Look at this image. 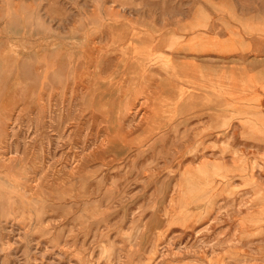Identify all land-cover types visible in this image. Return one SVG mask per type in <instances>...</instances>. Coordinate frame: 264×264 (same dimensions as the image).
I'll list each match as a JSON object with an SVG mask.
<instances>
[{"label": "rangeland", "instance_id": "1", "mask_svg": "<svg viewBox=\"0 0 264 264\" xmlns=\"http://www.w3.org/2000/svg\"><path fill=\"white\" fill-rule=\"evenodd\" d=\"M0 264H264V0H0Z\"/></svg>", "mask_w": 264, "mask_h": 264}, {"label": "bare ground", "instance_id": "2", "mask_svg": "<svg viewBox=\"0 0 264 264\" xmlns=\"http://www.w3.org/2000/svg\"><path fill=\"white\" fill-rule=\"evenodd\" d=\"M61 24V23H60ZM68 25H69V22H68ZM55 26V25H54ZM74 26V25H73ZM75 27H76V25H75ZM113 27V26H112ZM58 28H59V26H58ZM57 28V29H58ZM77 28V27H76ZM113 28H115V27H113ZM55 29H56V27H55ZM74 29V28H73ZM117 29H118V27H117ZM82 29H80L79 30V32L81 31ZM116 30V29H115ZM119 30V29H118ZM59 31H61L62 32V30H59ZM65 32H67V31H65ZM117 32V31H116ZM130 32V31H129ZM54 33V32H53ZM84 33V32H83ZM87 33V32H86ZM55 35V34H54ZM81 35V34H80ZM129 35V34H128ZM50 36V35H49ZM76 36V35H75ZM82 37V36H81ZM129 37V36H128ZM67 38V37H66ZM75 38V37H74ZM77 38V37H76ZM92 38V37H91ZM95 38V37H94ZM52 39V38H51ZM54 39V38H53ZM56 39V38H55ZM58 39V38H57ZM61 39V38H60ZM59 39V40H60ZM78 39V38H77ZM85 39V38H84ZM87 39V38H86ZM165 39H166V35H163V36H161L160 37V39L158 40V41H156V45L157 46H164L165 44H164V42H165ZM49 40V39H48ZM75 40V39H74ZM91 40V39H90ZM128 40V39H127ZM146 41H148L147 39H145ZM62 41V40H61ZM70 41V40H69ZM186 41V40H185ZM197 41V40H196ZM206 41V40H205ZM47 42V41H46ZM83 42H84V40H83ZM188 43H190L189 41H187ZM64 43H65V41H64ZM80 43H81V41H80ZM88 43V42H87ZM66 44V43H65ZM58 45H60V44H58ZM77 45H79L78 43H77ZM193 45H195L194 44V42H193ZM74 46V45H73ZM131 46V45H130ZM199 46V45H198ZM203 46V45H202ZM205 46V45H204ZM44 47V46H43ZM47 48V47H46ZM61 48V47H60ZM75 48H77L76 46H75ZM90 48V47H89ZM43 49H45V48H43ZM65 49V48H64ZM128 49V48H127ZM130 49V48H129ZM233 49V48H232ZM56 50V49H55ZM61 50V49H60ZM63 50V49H62ZM92 50H94V49H92ZM126 50V49H125ZM157 50V49H156ZM226 50V45L222 48V51H225ZM229 50H231V49H229ZM45 51V50H44ZM52 51V50H51ZM50 51V52H51ZM56 51H59L58 49L56 50ZM86 51H87V49H86ZM90 51H91V49H90ZM90 51H87V52H90ZM160 51V50H159ZM165 51V50H164ZM43 52V51H42ZM49 52V53H50ZM62 52H64V51H62ZM93 52V51H92ZM137 52V51H136ZM150 52V51H149ZM172 52V51H171ZM53 54H54V50H53V52H52ZM57 53V52H56ZM68 53H70V52H68ZM73 53V52H72ZM79 53H81V52H79ZM128 53V52H127ZM129 53H130V51H129ZM46 54V53H45ZM53 54H51V56L53 55ZM58 54V53H57ZM67 54V53H66ZM74 54V53H73ZM73 54H70V55H73ZM118 54V53H117ZM47 55H48V53H47ZM89 55V54H88ZM91 55H92V53H91ZM128 55V54H127ZM40 56V55H39ZM50 56V57H51ZM59 56V55H58ZM60 56H61V54H60ZM75 56V55H74ZM119 56V55H118ZM150 56V55H149ZM153 56V55H152ZM38 57V56H37ZM49 57V56H48ZM49 57V58H50ZM54 57V56H53ZM62 57V56H61ZM116 57V56H115ZM122 57V56H121ZM120 57V58H121ZM131 57V56H130ZM158 57V56H157ZM171 57V56H170ZM176 57V56H175ZM39 58V57H38ZM56 58V57H55ZM35 59H37L36 58V56H35ZM52 59V58H51ZM73 59V58H72ZM95 59H96V57H95ZM100 59V58H99ZM113 59V58H112ZM124 59V58H123ZM136 59V58H135ZM152 59V58H151ZM157 59V58H156ZM161 59V58H160ZM43 60V59H42ZM54 60V59H53ZM69 60V59H68ZM76 60V59H75ZM80 60V59H79ZM83 60V59H82ZM91 60H92V58H91ZM90 60V61H91ZM118 60H119V58H118ZM125 60H126V58H125ZM192 60V59H191ZM37 61V60H36ZM48 61V60H47ZM67 61V60H66ZM71 61H73V60H70V62ZM84 61V60H83ZM88 61V60H87ZM99 61V60H98ZM113 61V60H112ZM116 61V60H115ZM180 61V60H179ZM55 62V61H54ZM101 62H103V61H101ZM108 62V61H107ZM111 62V61H110ZM110 62H109V64H110ZM125 62V61H124ZM138 62H139V60H138ZM150 62H151V60H150ZM186 62H187V60H186ZM67 63V62H66ZM90 63V62H89ZM100 63V62H99ZM105 64H106V62H104ZM126 63V62H125ZM124 63V64H125ZM149 63V62H148ZM152 63V62H151ZM150 63V64H151ZM165 62H161V64H164ZM166 63H167V61H166ZM111 64H113V62L111 63ZM123 64V65H124ZM135 64H137L136 62H135ZM203 64V63H202ZM25 65V64H24ZM54 65H55V63H54ZM67 65H68V63H67ZM75 65V64H74ZM85 65H87V64H85ZM85 65H83V66H85ZM108 65V64H107ZM186 65V64H185ZM82 66V67H83ZM89 66V65H88ZM68 67V66H67ZM81 67V66H80ZM109 67V66H108ZM123 67V66H122ZM155 67V66H154ZM161 67V66H160ZM191 67H192V65H191ZM73 68H74V66H73ZM123 68H125V67H123ZM133 68V67H132ZM163 68V67H162ZM182 67H180V69H181ZM106 69V68H105ZM53 70V69H52ZM55 70V69H54ZM69 70V69H68ZM75 70V69H74ZM79 70V69H78ZM131 70V69H130ZM133 70V69H132ZM143 70V69H142ZM152 70V69H151ZM168 70H170V69H168ZM202 70V69H201ZM206 70V69H205ZM209 70V69H208ZM88 71V70H87ZM113 71V70H112ZM116 71H117V69H116ZM134 72L136 71V70H133ZM203 71V70H202ZM74 72V71H73ZM72 72V73H73ZM138 72V71H137ZM179 72H180V70H179ZM182 72V71H181ZM196 72V71H195ZM78 73H79V71H78ZM83 73V72H82ZM101 73V72H100ZM103 73V72H102ZM133 73V72H132ZM169 73V72H168ZM184 73V72H183ZM194 73V72H193ZM211 73V72H210ZM210 73H209V75H210ZM86 74V73H85ZM87 74H89V73H87ZM110 74V73H109ZM146 74V73H145ZM167 74V73H166ZM179 74V73H178ZM186 74V73H185ZM196 74V73H195ZM59 75V74H58ZM77 75V74H76ZM82 75V74H81ZM111 75V74H110ZM116 75V74H115ZM121 75V74H120ZM133 75V74H132ZM181 75H182V73H181ZM187 75V74H186ZM192 75V74H191ZM205 75V74H204ZM79 76V75H78ZM86 76V75H85ZM89 76V75H88ZM93 76V75H92ZM95 76V75H94ZM125 76V75H124ZM148 75H146V76H143V77H145V78H148L147 77ZM208 76V75H207ZM206 76V77H207ZM212 76V75H211ZM248 76V75H247ZM71 77H72V75H71ZM77 77V76H76ZM112 77V76H111ZM132 77V76H131ZM179 77H180V75H179ZM199 77V76H198ZM205 77V78H206ZM249 77V76H248ZM55 78V77H54ZM69 78V77H68ZM115 78V77H114ZM122 78V77H121ZM134 78V77H133ZM150 78V77H149ZM149 78L147 79V80H149ZM173 78V77H172ZM175 78H176V76H175ZM182 78V77H181ZM77 79V78H76ZM162 79V78H161ZM169 79H170V77H169ZM6 80V79H5ZM64 80V79H63ZM66 80V79H65ZM68 80V79H67ZM80 80V79H79ZM89 80H90V78H89ZM100 80V79H99ZM102 80V79H101ZM135 80V79H134ZM137 80V79H136ZM163 80V79H162ZM171 80V79H170ZM181 80V79H180ZM69 81V80H68ZM71 81V80H70ZM69 81V82H70ZM120 81V80H119ZM164 81V80H163ZM194 81V80H193ZM200 81V80H199ZM145 82V81H144ZM147 83H148V81H146ZM156 82H157V80H156ZM168 82V81H167ZM170 82V81H169ZM180 82V81H179ZM182 82V81H181ZM185 82V81H184ZM253 82V81H252ZM125 83V82H124ZM192 83V82H191ZM254 83V82H253ZM89 84V83H88ZM126 84V83H125ZM168 84V83H167ZM255 84V83H254ZM12 85V84H11ZM52 85V84H51ZM68 85V84H67ZM93 85V84H92ZM196 85H197V83H196ZM195 85V86H196ZM56 86V85H55ZM58 86V85H57ZM63 86H65V85H63ZM124 86V85H123ZM169 86H171L172 87V85H169ZM181 86V85H180ZM179 86V87H180ZM192 85H190V87H191ZM194 86V87H195ZM51 87V86H50ZM49 87V88H50ZM76 87V86H75ZM125 87V86H124ZM142 87V86H141ZM148 87V86H147ZM156 87V86H155ZM189 87V86H188ZM187 87V88H188ZM201 87V86H200ZM48 88V89H49ZM63 88V87H62ZM66 88V87H65ZM106 88V87H105ZM152 88V87H151ZM176 88V87H175ZM178 88V87H177ZM11 89V88H10ZM77 89V88H76ZM156 89H157V87H156ZM212 89V88H211ZM74 90V89H73ZM104 90V89H103ZM118 90V89H117ZM200 90V89H199ZM202 90V89H201ZM50 91V90H49ZM84 91H85V89H84ZM127 91V90H126ZM194 89H191V90H186V89H182V88H180L179 90H178V95H180V97L182 96H185V94H187L188 96L186 97V98H191L192 96H194ZM219 91V90H218ZM223 92V91H222ZM247 92V91H246ZM250 92V91H249ZM51 93V92H50ZM76 93V92H75ZM152 93H153V90H152ZM163 93H164V91H163ZM206 93V92H205ZM218 93V92H217ZM248 93V92H247ZM226 94H227V92H226ZM254 94V93H253ZM48 95V94H47ZM127 95V94H126ZM125 95V96H126ZM141 95V94H140ZM163 95V94H162ZM120 96H122V95H120ZM128 96V95H127ZM143 96V95H142ZM207 96H205V102L207 103V101H208V104H209V100H207L208 98H206ZM224 97V96H223ZM128 98V97H127ZM144 98V97H143ZM163 98V97H162ZM112 99V98H111ZM121 99V98H120ZM148 99V98H147ZM166 99V98H165ZM125 100V99H124ZM137 100H138V98H137ZM146 100V99H145ZM149 100V99H148ZM220 100V99H219ZM115 101V100H114ZM117 101V100H116ZM138 102H139V100H138ZM170 102V101H169ZM106 103V102H105ZM119 103H120V101H119ZM139 103H141V102H139ZM174 103V102H173ZM180 103V102H179ZM114 104V103H113ZM150 104V103H149ZM6 105V104H5ZM116 105H117V103H116ZM139 105V104H138ZM137 105V106H138ZM158 105H160V104H158ZM168 105V104H167ZM170 105V104H169ZM104 106H105V104H104ZM118 106V105H117ZM116 106V107H117ZM161 106V105H160ZM190 106V105H189ZM139 107H140V105H139ZM143 107V106H142ZM169 107V106H168ZM191 107V106H190ZM88 108V107H87ZM144 108V107H143ZM45 109V108H44ZM116 109V108H115ZM133 109V108H132ZM138 109V108H137ZM137 109H135V110H137ZM194 109V108H193ZM6 110V109H5ZM117 110V109H116ZM142 110V109H141ZM143 110H145V109H143ZM173 110V109H172ZM196 110V109H195ZM118 111V110H117ZM134 112V111H133ZM136 112V111H135ZM161 112V111H160ZM119 113V112H118ZM149 113V112H148ZM115 114H117V112L115 113ZM137 114V113H136ZM172 115V114H171ZM69 116H70V114H69ZM117 116H118V114H117ZM182 116V115H181ZM2 117V116H1ZM97 117V116H96ZM105 117V116H104ZM123 117V116H122ZM94 118V117H93ZM111 118H113V116H111ZM153 118V117H152ZM4 119V118H3ZM91 119V118H90ZM94 119H96V118H94ZM104 119V118H103ZM181 119V118H180ZM189 119V118H188ZM2 120V119H1ZM92 120V119H91ZM113 120V119H112ZM126 120V119H125ZM128 120V119H127ZM126 120V122H128ZM133 120V119H132ZM136 121V120H135ZM159 121V120H158ZM164 121V120H163ZM116 122H117V120H116ZM120 122V121H119ZM173 122V121H172ZM182 122H184V120L182 121L181 120V123ZM3 123H5V122H3ZM110 123V122H109ZM147 123H149V122H147ZM152 123H154L153 121H152ZM156 123V122H155ZM154 123V124H155ZM179 123V122H178ZM6 124V123H5ZM111 124V123H110ZM144 124V123H143ZM157 124V123H156ZM161 124H163V123H161ZM170 125H171V123H169ZM174 124V123H173ZM175 124H177V123H175ZM109 125V124H108ZM151 125V124H150ZM146 126V125H145ZM152 126V125H151ZM175 126V125H174ZM144 127V126H143ZM174 128V127H173ZM6 129V128H5ZM109 129V128H108ZM112 129V128H111ZM111 129H109V130H111ZM146 129V128H145ZM149 130H150V127L148 128ZM191 129V128H190ZM198 129V128H197ZM133 130V129H132ZM136 130V129H135ZM138 130V129H137ZM155 130H158V129H155ZM201 130V129H200ZM120 131V130H119ZM140 131H141V128H140ZM139 131V132H140ZM161 131V130H160ZM160 131H159V133H160ZM122 132H123V130H122ZM153 132V131H152ZM157 132V131H156ZM169 132V131H168ZM196 132V131H195ZM138 133V132H137ZM141 133V132H140ZM163 133V132H162ZM162 133H160V134H162ZM179 133V132H178ZM198 133V132H197ZM6 134V133H5ZM139 134V133H138ZM148 134V133H147ZM145 135V134H144ZM144 135H142L143 137H144ZM86 136V135H85ZM111 136V135H110ZM117 136V135H116ZM137 136V135H136ZM200 136V135H199ZM138 137V136H137ZM160 137V136H159ZM150 138V137H149ZM195 138V137H194ZM106 139H108V138H106ZM139 139V138H138ZM141 139V138H140ZM2 140H3V138H2ZM155 140H156V137H155ZM154 140V141H155ZM147 141H148V139H147ZM146 141V142H147ZM150 141V140H149ZM121 142V141H120ZM108 143V142H107ZM116 143H117V141H116ZM139 143V142H138ZM117 144H119V142L117 143ZM153 144V143H152ZM145 145V144H144ZM126 146V145H125ZM99 147V146H98ZM100 148V147H99ZM98 148V149H99ZM108 148H110V147H108ZM140 148V147H139ZM146 148V147H145ZM149 148V147H148ZM129 149V148H128ZM141 149V148H140ZM103 150V149H102ZM119 150V149H118ZM137 150V149H136ZM98 151H100V150H98ZM92 152H93V150H92ZM96 152V151H95ZM117 152V151H116ZM111 153V152H110ZM138 153H139V151H138ZM93 154L95 155V154H98V153H94L93 152ZM117 154V153H116ZM100 155H102V154H99V156ZM113 155H114V152H113ZM81 156V155H80ZM96 157V156H95ZM95 157H94V159H95ZM114 157V156H113ZM116 158V157H115ZM114 159V158H113ZM112 159V160H113ZM85 160V159H84ZM108 160V159H107ZM100 161V160H99ZM114 161V160H113ZM3 162V161H2ZM107 163V162H106ZM110 162H108V164H109ZM204 163V162H203ZM4 166V165H3ZM88 166V165H87ZM87 166H85V167H87ZM79 167V166H78Z\"/></svg>", "mask_w": 264, "mask_h": 264}]
</instances>
